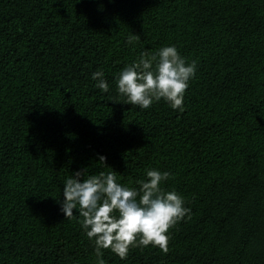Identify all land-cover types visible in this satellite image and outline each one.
<instances>
[{
	"label": "trees",
	"instance_id": "16d2710c",
	"mask_svg": "<svg viewBox=\"0 0 264 264\" xmlns=\"http://www.w3.org/2000/svg\"><path fill=\"white\" fill-rule=\"evenodd\" d=\"M164 46L196 61L184 110L124 103L120 72ZM148 169L191 218L105 264H264V0H0V264H97L66 179Z\"/></svg>",
	"mask_w": 264,
	"mask_h": 264
},
{
	"label": "clouds",
	"instance_id": "9594fccd",
	"mask_svg": "<svg viewBox=\"0 0 264 264\" xmlns=\"http://www.w3.org/2000/svg\"><path fill=\"white\" fill-rule=\"evenodd\" d=\"M138 39L133 34L127 43ZM195 71L196 61L186 63L175 46H164L150 57L142 53L138 61L126 66L117 78V89L127 98L124 103L148 109L163 99L172 109L183 111L184 93ZM92 79L102 92L108 91L103 71L93 72ZM105 159L99 157V161ZM82 174L77 171L66 179L61 211L65 218L72 219L73 209L78 210L82 229L94 241L97 264H105L101 258L104 249L120 259H126L131 248L149 245L167 254L169 229L185 217L191 218L184 198L161 187L171 178L169 172L146 170V179L137 181L138 190L117 183L115 171L83 180Z\"/></svg>",
	"mask_w": 264,
	"mask_h": 264
}]
</instances>
